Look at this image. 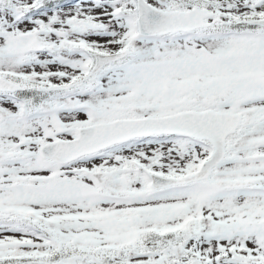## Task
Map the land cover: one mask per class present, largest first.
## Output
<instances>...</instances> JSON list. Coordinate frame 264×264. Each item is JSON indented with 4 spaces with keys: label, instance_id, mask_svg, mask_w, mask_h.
Segmentation results:
<instances>
[{
    "label": "snow or ice",
    "instance_id": "6c2138e0",
    "mask_svg": "<svg viewBox=\"0 0 264 264\" xmlns=\"http://www.w3.org/2000/svg\"><path fill=\"white\" fill-rule=\"evenodd\" d=\"M0 264H264V0H0Z\"/></svg>",
    "mask_w": 264,
    "mask_h": 264
}]
</instances>
